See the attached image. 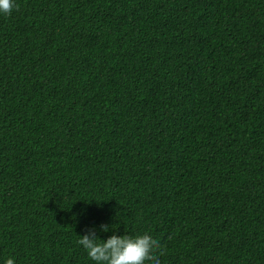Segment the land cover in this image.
Instances as JSON below:
<instances>
[{"label":"trees","instance_id":"16d2710c","mask_svg":"<svg viewBox=\"0 0 264 264\" xmlns=\"http://www.w3.org/2000/svg\"><path fill=\"white\" fill-rule=\"evenodd\" d=\"M14 4L0 264H97L90 228L151 235L161 264H264V0Z\"/></svg>","mask_w":264,"mask_h":264},{"label":"clouds","instance_id":"9594fccd","mask_svg":"<svg viewBox=\"0 0 264 264\" xmlns=\"http://www.w3.org/2000/svg\"><path fill=\"white\" fill-rule=\"evenodd\" d=\"M14 7H18L14 0H0V13L11 14ZM100 230L108 231V226L101 225ZM78 244L97 264H161L159 255L164 254L160 241L147 233L136 236L113 234L102 240L95 228H90L80 236ZM5 264H14L13 258H8Z\"/></svg>","mask_w":264,"mask_h":264}]
</instances>
